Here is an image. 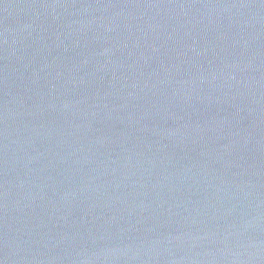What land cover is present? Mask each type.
I'll return each instance as SVG.
<instances>
[{
	"label": "water",
	"instance_id": "obj_1",
	"mask_svg": "<svg viewBox=\"0 0 264 264\" xmlns=\"http://www.w3.org/2000/svg\"><path fill=\"white\" fill-rule=\"evenodd\" d=\"M0 264H264V0H0Z\"/></svg>",
	"mask_w": 264,
	"mask_h": 264
}]
</instances>
